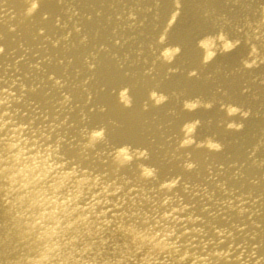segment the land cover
Wrapping results in <instances>:
<instances>
[{"label":"bare ground","instance_id":"obj_1","mask_svg":"<svg viewBox=\"0 0 264 264\" xmlns=\"http://www.w3.org/2000/svg\"><path fill=\"white\" fill-rule=\"evenodd\" d=\"M0 264H264V0H0Z\"/></svg>","mask_w":264,"mask_h":264},{"label":"clouds","instance_id":"obj_2","mask_svg":"<svg viewBox=\"0 0 264 264\" xmlns=\"http://www.w3.org/2000/svg\"><path fill=\"white\" fill-rule=\"evenodd\" d=\"M36 7H37V5L35 3H33L31 6V9L29 11L34 10Z\"/></svg>","mask_w":264,"mask_h":264}]
</instances>
